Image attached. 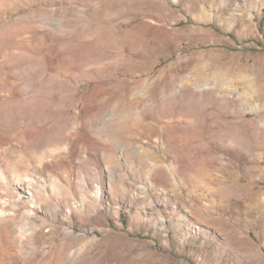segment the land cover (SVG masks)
<instances>
[{"label":"rangeland","instance_id":"374dc122","mask_svg":"<svg viewBox=\"0 0 264 264\" xmlns=\"http://www.w3.org/2000/svg\"><path fill=\"white\" fill-rule=\"evenodd\" d=\"M3 201L0 264H264V0H0Z\"/></svg>","mask_w":264,"mask_h":264},{"label":"bare ground","instance_id":"6f19581e","mask_svg":"<svg viewBox=\"0 0 264 264\" xmlns=\"http://www.w3.org/2000/svg\"><path fill=\"white\" fill-rule=\"evenodd\" d=\"M1 180L3 182H7V177L5 176V174L3 173V171H1ZM15 184V189L18 191V193L20 195L26 193L27 189L30 187V180L26 177H21L19 176L17 178V180L14 182ZM5 206H6V201H3L0 203V215L3 216L4 214H6V210H5ZM59 208V207H56ZM27 227L24 224H16L15 225V231L18 233V238L22 239L23 235L25 234V232L27 231Z\"/></svg>","mask_w":264,"mask_h":264}]
</instances>
